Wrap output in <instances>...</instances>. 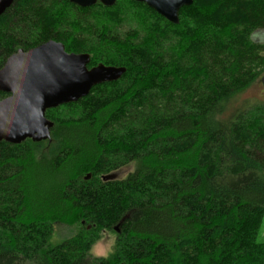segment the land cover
<instances>
[{"label":"trees","instance_id":"trees-1","mask_svg":"<svg viewBox=\"0 0 264 264\" xmlns=\"http://www.w3.org/2000/svg\"><path fill=\"white\" fill-rule=\"evenodd\" d=\"M178 20L132 0L0 16V69L47 41L125 69L46 111L48 141L0 142V264H264V100L241 98L264 76V0H192ZM56 226L75 232L52 243Z\"/></svg>","mask_w":264,"mask_h":264},{"label":"water","instance_id":"water-1","mask_svg":"<svg viewBox=\"0 0 264 264\" xmlns=\"http://www.w3.org/2000/svg\"><path fill=\"white\" fill-rule=\"evenodd\" d=\"M14 0H0V16ZM81 8L91 7L97 0H69ZM112 7L117 0H98ZM146 5L169 23H179L178 14L192 0H132ZM87 54L67 53L61 43L48 41L26 51L17 50L0 69V92L8 96L0 100V142L19 145L26 140L40 143L50 139L53 123L46 111L75 103L100 84L115 82L124 68L98 65L88 69ZM260 83L264 90V76ZM89 176L86 177L88 179ZM116 179L114 175L102 180ZM119 234V225L113 228Z\"/></svg>","mask_w":264,"mask_h":264},{"label":"rangeland","instance_id":"rangeland-1","mask_svg":"<svg viewBox=\"0 0 264 264\" xmlns=\"http://www.w3.org/2000/svg\"><path fill=\"white\" fill-rule=\"evenodd\" d=\"M127 29V26L126 28ZM252 40L255 43L261 44L264 43V31H257L252 35ZM101 65V64H100ZM98 64H88L87 68L91 69L92 67H96ZM110 67V66H109ZM242 99H248L252 101H261L264 100V90L262 88L261 83L259 82L257 86L249 89L246 93H244L241 96ZM133 165L122 168L116 173H113L112 175L115 176L117 179H123L126 177V175L133 170ZM75 232L74 228H67L64 226H56L54 228V235L51 238V242H60L64 239L69 238L72 236ZM99 240L93 245L90 253L93 257H99V258H107L109 257L113 251H114V246L115 242L117 239V235L114 233V231L110 232H103L100 235ZM256 241L258 242L259 245L264 244V215L262 222L257 230L256 234Z\"/></svg>","mask_w":264,"mask_h":264},{"label":"flooded vegetation","instance_id":"flooded-vegetation-1","mask_svg":"<svg viewBox=\"0 0 264 264\" xmlns=\"http://www.w3.org/2000/svg\"><path fill=\"white\" fill-rule=\"evenodd\" d=\"M117 1H118V0H117ZM117 1H116V2H117ZM97 4L101 5L100 2H99L98 0H97V2H96L95 5H97ZM101 6H102V5H101ZM47 42H48V41H47Z\"/></svg>","mask_w":264,"mask_h":264}]
</instances>
